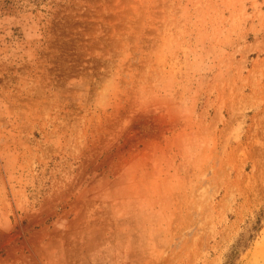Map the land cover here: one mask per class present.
<instances>
[{
    "label": "rangeland",
    "instance_id": "rangeland-1",
    "mask_svg": "<svg viewBox=\"0 0 264 264\" xmlns=\"http://www.w3.org/2000/svg\"><path fill=\"white\" fill-rule=\"evenodd\" d=\"M231 256L264 264V0H0V264Z\"/></svg>",
    "mask_w": 264,
    "mask_h": 264
},
{
    "label": "trees",
    "instance_id": "trees-1",
    "mask_svg": "<svg viewBox=\"0 0 264 264\" xmlns=\"http://www.w3.org/2000/svg\"><path fill=\"white\" fill-rule=\"evenodd\" d=\"M261 215H262V214H261ZM261 215H260V216H261ZM258 221H260V217L258 218ZM228 264H233L232 256L230 257V260H229Z\"/></svg>",
    "mask_w": 264,
    "mask_h": 264
}]
</instances>
